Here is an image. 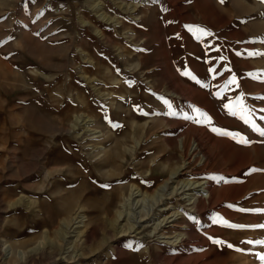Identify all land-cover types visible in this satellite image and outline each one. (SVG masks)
<instances>
[{
	"label": "rangeland",
	"instance_id": "obj_1",
	"mask_svg": "<svg viewBox=\"0 0 264 264\" xmlns=\"http://www.w3.org/2000/svg\"><path fill=\"white\" fill-rule=\"evenodd\" d=\"M245 3L0 0V264H264V0Z\"/></svg>",
	"mask_w": 264,
	"mask_h": 264
},
{
	"label": "bare ground",
	"instance_id": "obj_2",
	"mask_svg": "<svg viewBox=\"0 0 264 264\" xmlns=\"http://www.w3.org/2000/svg\"><path fill=\"white\" fill-rule=\"evenodd\" d=\"M233 3L238 7H240V8H242V9H246V7H247V3H245V0H233ZM137 7V6H136ZM93 8L95 9V11H97V12H99V10H100V7L99 6H97V4H94L93 5ZM136 9V8H135ZM130 10V9H129ZM103 18V17H102ZM108 18V17H107ZM105 19V18H104ZM112 19V18H111ZM111 19H109V20H111ZM108 20V19H107ZM113 20V19H112ZM137 45V44H136ZM146 45V42H144L143 43V46H145ZM141 47V46H140ZM144 48V47H143ZM95 57V56H94ZM97 62V61H96ZM154 69V68H153ZM154 72V71H153ZM147 73H149V72H147ZM81 77V76H80ZM83 77V76H82ZM112 77V75H110V78ZM4 78H5V76H4ZM83 80H85V82L86 83H88L87 82V79H85V77H83L82 78ZM117 86H119L120 87V85H115V84H109V86H108V89H113V90H115L116 89V87ZM95 87V89L96 90H98V88L96 87V86H94ZM63 89V88H62ZM61 95H63L64 93L63 92H59ZM77 94H78V99L80 98V92H79V90H78V92H77ZM108 95V94H107ZM118 98L119 97H121V95L120 96H117ZM106 98V97H105ZM108 98H110V97H108ZM112 98V97H111ZM81 99V101H82V103H84V104H86V98H80ZM86 106H88V105H86ZM60 114H61V112H60ZM62 116H63V113L59 116V121H61L63 118H62ZM91 117H88V116H85V115H83V114H81V115H77V116H75V118H74V121H73V128H83V129H85L86 131H89L90 132V130H92V131H94V132H92L91 134L92 135H96V133H100V132H98V131H96V130H94V129H92V125H93V122L91 121L92 120V118L90 119ZM116 136H118V135H116ZM55 137V136H54ZM94 138L95 137H100V136H93ZM58 137L56 136L55 137V139H57ZM101 138V137H100ZM114 139V138H113ZM102 140H104L105 142H107V141H109L110 140V137H103L102 138ZM56 141V140H55ZM121 146H122V144H121V141L119 140L118 141V149H120L121 148ZM192 147H193V149L194 150H196V151H199L198 149H199V146H198V143L197 144H193L192 145ZM191 147V148H192ZM121 150V149H120ZM194 150H192V151H194ZM108 152V151H107ZM122 152H123V150H122ZM125 152V151H124ZM109 153V152H108ZM120 153V152H119ZM111 154V153H110ZM196 155H198V154H196ZM205 156V155H204ZM111 157L112 156H109V154H107V153H104V155L102 156V158L98 161V164L99 165H101L102 167H105L106 165H109L110 164V162L111 161H113V160H111ZM116 158V157H115ZM115 158H113V159H115ZM118 159V158H117ZM116 159V160H117ZM61 161V160H60ZM60 161H58V163L60 164L61 162ZM204 162V161H203ZM185 166V165H184ZM186 167V166H185ZM182 167H180V169H181ZM67 168H65V170H66ZM181 171V170H180ZM179 171L177 170L176 172H172V173H170L171 175H170V177L168 178V180H166L164 183L165 184H167L168 183V181H170L169 179L172 177V176H176V174L178 173ZM163 183V184H164ZM207 183V182H206ZM189 184V182L186 184V185H188ZM193 184H196V182L195 183H193ZM186 185L184 186V187H186ZM162 186V185H161ZM192 186V185H191ZM190 186V187H191ZM195 187L196 188H198V187H201L202 188V190H204V189H206V191L210 194V189H208L209 188V186L207 185V186H205L204 185V183L202 184H199V185H195ZM194 187V188H195ZM195 188V189H196ZM162 189V188H161ZM185 190V189H184ZM210 196V195H209ZM70 197H71V195H70ZM61 235V234H60Z\"/></svg>",
	"mask_w": 264,
	"mask_h": 264
},
{
	"label": "snow or ice",
	"instance_id": "obj_3",
	"mask_svg": "<svg viewBox=\"0 0 264 264\" xmlns=\"http://www.w3.org/2000/svg\"><path fill=\"white\" fill-rule=\"evenodd\" d=\"M205 34H207V33H205ZM233 83H235V80H233L232 81ZM254 127H255V125H253ZM224 134H227V133H224ZM262 134H264V131H262ZM229 226H231V227H236L235 225H229ZM215 243H220V241H214ZM262 243H264V242H262ZM262 259H264V257H262Z\"/></svg>",
	"mask_w": 264,
	"mask_h": 264
}]
</instances>
